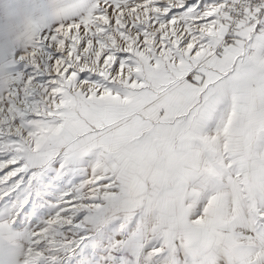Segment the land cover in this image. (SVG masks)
<instances>
[{
	"label": "snow or ice",
	"instance_id": "6c2138e0",
	"mask_svg": "<svg viewBox=\"0 0 264 264\" xmlns=\"http://www.w3.org/2000/svg\"><path fill=\"white\" fill-rule=\"evenodd\" d=\"M0 264H264V0H0Z\"/></svg>",
	"mask_w": 264,
	"mask_h": 264
}]
</instances>
